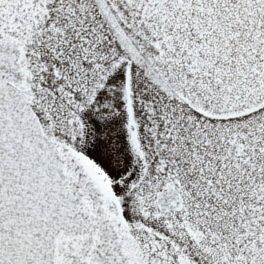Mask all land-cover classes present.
Segmentation results:
<instances>
[{
	"label": "snow or ice",
	"instance_id": "obj_1",
	"mask_svg": "<svg viewBox=\"0 0 264 264\" xmlns=\"http://www.w3.org/2000/svg\"><path fill=\"white\" fill-rule=\"evenodd\" d=\"M0 264H264V0H0Z\"/></svg>",
	"mask_w": 264,
	"mask_h": 264
}]
</instances>
